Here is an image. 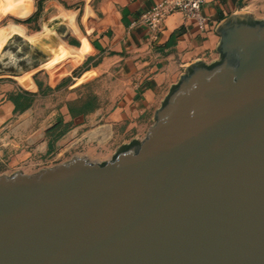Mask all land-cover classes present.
<instances>
[{
	"label": "water",
	"instance_id": "water-1",
	"mask_svg": "<svg viewBox=\"0 0 264 264\" xmlns=\"http://www.w3.org/2000/svg\"><path fill=\"white\" fill-rule=\"evenodd\" d=\"M216 33L144 139L0 176V264H264V18Z\"/></svg>",
	"mask_w": 264,
	"mask_h": 264
},
{
	"label": "rangeland",
	"instance_id": "rangeland-1",
	"mask_svg": "<svg viewBox=\"0 0 264 264\" xmlns=\"http://www.w3.org/2000/svg\"><path fill=\"white\" fill-rule=\"evenodd\" d=\"M91 1L0 0V28L20 25L27 35L36 37L30 42L14 33L15 36L11 35L13 37L9 41L1 43L0 35V107L3 102H10L11 96L15 95H20L21 104L28 106L22 112H16L13 107L5 120L0 118V176L11 175L18 170L33 174L65 163L74 156H85L81 152V143L73 142L84 131L105 123L109 113L119 107L121 98L127 93L128 87L121 82L124 76L119 73L118 67L104 73L95 71L79 76L88 66L77 67L83 61L82 44L78 46L77 54L62 49L63 45L71 42L79 45L71 34L77 38L82 37L58 24L60 15H81ZM75 20L78 23L77 16ZM53 28L57 34L50 31ZM47 31L49 33L46 35ZM97 74L100 77L91 82ZM74 78L77 79L71 85ZM24 81L33 83L35 89L25 86ZM82 85L87 86L74 90ZM90 98H95V104L98 109H102V115L87 118L91 115L89 113L70 120L68 104L79 105V100ZM81 119L84 122L81 123ZM68 123L71 124L70 129L81 126L78 133L70 139L65 138V135L71 130L66 134L61 133L66 128L64 124ZM122 129L123 125L114 126L118 137L122 135ZM147 132L143 131L138 140L144 139L142 137ZM130 141L128 138L115 139L105 149L90 143L88 147L95 153L89 154L87 158L97 162L110 160L119 146Z\"/></svg>",
	"mask_w": 264,
	"mask_h": 264
},
{
	"label": "crops",
	"instance_id": "crops-1",
	"mask_svg": "<svg viewBox=\"0 0 264 264\" xmlns=\"http://www.w3.org/2000/svg\"><path fill=\"white\" fill-rule=\"evenodd\" d=\"M159 1L92 0L81 15L76 13L82 38L78 39L70 33L79 45L75 42L68 45L78 49L82 44L83 61L77 67L88 66L79 76L95 71L104 73L118 67L119 73L124 76L121 82L128 87L119 107L109 113L107 121L84 131L73 142L81 143V152H84L85 157L95 153L88 147L90 143L105 149L115 139H140L141 133H146L153 124L155 112L172 84L179 80L186 68L199 61L210 64L219 59L217 47L220 37L216 29L226 18L234 14H253L257 18H264V0H206L202 10L207 18L204 32L198 30L192 22L185 21L181 13H174L165 20L157 38H153L146 27L136 22L143 12ZM86 11L89 12L84 22ZM99 75L91 82L96 81ZM13 107L11 102H3L0 118L5 120ZM102 113V109H97L87 118L101 116ZM117 124L123 125L120 138L114 131ZM80 127L71 129L65 138L74 137Z\"/></svg>",
	"mask_w": 264,
	"mask_h": 264
},
{
	"label": "built area",
	"instance_id": "built-area-1",
	"mask_svg": "<svg viewBox=\"0 0 264 264\" xmlns=\"http://www.w3.org/2000/svg\"><path fill=\"white\" fill-rule=\"evenodd\" d=\"M205 3L206 0H161L143 12L136 24L146 27L153 38H157L165 20L174 13H181L185 21L192 22L204 32L207 25V18L202 12Z\"/></svg>",
	"mask_w": 264,
	"mask_h": 264
},
{
	"label": "bare ground",
	"instance_id": "bare-ground-1",
	"mask_svg": "<svg viewBox=\"0 0 264 264\" xmlns=\"http://www.w3.org/2000/svg\"><path fill=\"white\" fill-rule=\"evenodd\" d=\"M91 10V9H90ZM88 12L89 11H86L85 13V16L83 18V21L86 22V19H87V16H88ZM75 13V12H74ZM93 13V12H92ZM76 13L73 14H65V13H62L60 15V22L58 24H62L64 26H66L67 30L71 31L72 33L74 34H77L79 35L80 34V28H79V25L78 23L76 22L75 18H76ZM58 18V19H59ZM49 23V22H48ZM44 27V26H43ZM58 27V26H57ZM52 28V27H51ZM48 29V28H47ZM57 29V28H56ZM51 32H53L54 34H57L55 29H51L50 30ZM14 33L20 35V36H23L25 37L28 41H34V39L36 37L32 36V35H27L25 33V30L22 26L20 25H14V26H5V27H2L0 28V35H1V43H5L7 41V39L9 38V36L11 37V35H14ZM46 33V32H45ZM44 33V35H45ZM49 32L47 31L46 35L48 34ZM51 33V34H53ZM81 37V35H80ZM79 38V37H78ZM64 46V47H63ZM61 45V47H63L62 49H66L68 50L69 52H72V53H76L79 52L78 49H76L75 47H70L69 45ZM61 50V49H60ZM65 50V51H66ZM75 55V54H74ZM80 55V54H79ZM76 56V55H75ZM80 58V57H78ZM23 84L25 86H28L32 89H35V85L33 83H27L26 81L23 82Z\"/></svg>",
	"mask_w": 264,
	"mask_h": 264
},
{
	"label": "trees",
	"instance_id": "trees-1",
	"mask_svg": "<svg viewBox=\"0 0 264 264\" xmlns=\"http://www.w3.org/2000/svg\"><path fill=\"white\" fill-rule=\"evenodd\" d=\"M73 83L74 82H72L71 85ZM37 86H38V83H37ZM86 86L87 85H82V86L77 87L74 90H80L81 88H84ZM20 97H21L20 95H15V96H11V99H10V102L14 105L16 112H22V111H24L25 109L28 108L27 105L23 106L21 104ZM94 100H95V98H90V99H87L85 101L79 100L78 102H80V104L79 105H75V106H72V105L68 104V109H69V113L71 115V120L78 118V116L79 117L80 116H85L86 114L95 112L98 109V107L96 106ZM60 122L62 124V118H61ZM70 126H71L70 123L64 124V127H66V128L63 131H61V133H65L66 134L69 130H71ZM57 128H59V127H57Z\"/></svg>",
	"mask_w": 264,
	"mask_h": 264
}]
</instances>
